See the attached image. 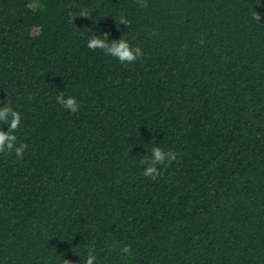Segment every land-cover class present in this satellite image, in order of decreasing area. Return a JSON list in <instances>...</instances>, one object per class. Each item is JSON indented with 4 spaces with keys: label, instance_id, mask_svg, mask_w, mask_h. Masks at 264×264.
Wrapping results in <instances>:
<instances>
[{
    "label": "trees",
    "instance_id": "1",
    "mask_svg": "<svg viewBox=\"0 0 264 264\" xmlns=\"http://www.w3.org/2000/svg\"><path fill=\"white\" fill-rule=\"evenodd\" d=\"M147 2L0 0V107L28 145L0 154V264H264V0ZM105 32L143 56L86 46ZM153 147L178 154L155 181Z\"/></svg>",
    "mask_w": 264,
    "mask_h": 264
},
{
    "label": "clouds",
    "instance_id": "2",
    "mask_svg": "<svg viewBox=\"0 0 264 264\" xmlns=\"http://www.w3.org/2000/svg\"><path fill=\"white\" fill-rule=\"evenodd\" d=\"M138 7L147 8V0H136ZM261 13L256 9L251 13V19L260 22ZM89 17L87 9H81L79 14L73 17L75 18ZM119 25L129 26L130 21L121 14L119 16ZM200 43H203L201 39ZM86 46L92 50H100L104 55L111 56L118 60L121 64L135 63L143 56L142 49L140 47H133L130 45L127 39L121 37L119 39H108V33L105 32L101 36L92 35L87 39ZM56 103L63 107L65 110L71 113H76L80 109V105L74 96H67L61 92L55 97ZM21 114L16 111L9 102H4V106L0 107V154H12L14 153L17 159L22 160L24 153L28 148L26 143L19 142L18 137L15 134L21 124ZM4 126H7V131L4 130ZM177 153L174 150H164L161 147H153L150 155H144L140 159V164L143 165V176L151 178L155 181L162 175L161 166L165 169L176 161ZM121 255L131 256V245L123 246L120 248ZM96 255L94 245L87 249V258L84 264H95ZM63 264H72V262L66 258L63 260Z\"/></svg>",
    "mask_w": 264,
    "mask_h": 264
}]
</instances>
